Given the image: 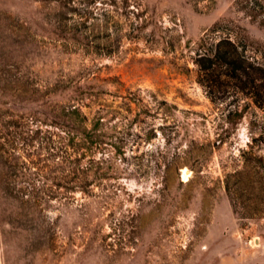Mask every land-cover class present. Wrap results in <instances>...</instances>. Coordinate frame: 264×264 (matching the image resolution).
I'll return each instance as SVG.
<instances>
[{
  "label": "rangeland",
  "instance_id": "obj_1",
  "mask_svg": "<svg viewBox=\"0 0 264 264\" xmlns=\"http://www.w3.org/2000/svg\"><path fill=\"white\" fill-rule=\"evenodd\" d=\"M220 39L264 65V0H0V74L103 112L122 144L116 198L55 204L52 236L0 224V264H264V106L201 58ZM230 173L253 190L231 198Z\"/></svg>",
  "mask_w": 264,
  "mask_h": 264
},
{
  "label": "trees",
  "instance_id": "obj_2",
  "mask_svg": "<svg viewBox=\"0 0 264 264\" xmlns=\"http://www.w3.org/2000/svg\"><path fill=\"white\" fill-rule=\"evenodd\" d=\"M223 41L218 40L216 48L201 58L231 77L241 80L247 75L254 102L264 106V65L244 63L236 47H221ZM49 93L27 80L0 74V96H10L8 102L40 106L22 109L0 104V224L18 222L41 236L55 233L51 208L75 200L77 192L98 196L104 202L116 198L119 190L114 183L121 173L113 160L122 151L117 124L103 112L89 118L74 99H52ZM256 158L264 167V155ZM230 175H226L224 186L231 198L235 190H253L252 180L233 187ZM95 183L100 184L98 190L93 188ZM253 208L258 209L257 205ZM115 224L114 229L122 234L126 231L124 217Z\"/></svg>",
  "mask_w": 264,
  "mask_h": 264
}]
</instances>
